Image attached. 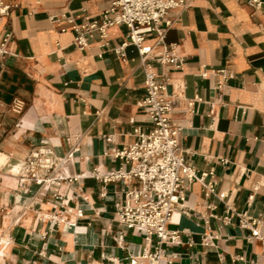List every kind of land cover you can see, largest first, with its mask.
I'll list each match as a JSON object with an SVG mask.
<instances>
[{"label": "crops", "instance_id": "crops-1", "mask_svg": "<svg viewBox=\"0 0 264 264\" xmlns=\"http://www.w3.org/2000/svg\"><path fill=\"white\" fill-rule=\"evenodd\" d=\"M113 1L0 0L10 6L0 15V45L11 32L0 55V264H129L156 247L159 264H262L261 241L236 214L264 222V0L260 9L250 0H186L144 44L154 54L177 45L180 69L159 58L150 65L169 79L181 156L216 183L209 195L199 182L188 185L168 226L180 243L162 245L119 221L128 186L92 177L128 171L115 151L135 142V127H152L138 48L127 47L125 59L111 51L129 29L110 30V50L91 41L81 51L67 22L99 19ZM40 149L52 151L48 176L60 182L21 177Z\"/></svg>", "mask_w": 264, "mask_h": 264}, {"label": "built area", "instance_id": "built-area-1", "mask_svg": "<svg viewBox=\"0 0 264 264\" xmlns=\"http://www.w3.org/2000/svg\"><path fill=\"white\" fill-rule=\"evenodd\" d=\"M249 5L260 9L263 1L250 0ZM187 7L186 0H114L112 6L96 20L87 16L67 18L63 15L75 34V46L81 51L87 49L91 41H96L103 51L110 50V30L121 25L129 29V34L120 46L111 51L125 59L127 47L134 45L138 48L146 77L142 106L152 120V127L148 131L135 127V142L115 151V159L122 165L130 166L128 171L120 168L102 174L95 170L92 177L105 183L123 182L128 186L126 199L118 207L119 221L144 231L150 243L155 237L159 238L160 245L180 243L179 233L170 231L168 226L175 213L184 207L188 185L201 183L207 195L213 193L216 186L215 182L206 183V178L212 173L200 174L193 166L186 164L181 156L183 126L173 120V100L168 95L169 79L157 75L150 65V61L159 58L161 63L180 69L183 59L176 53L177 45H164V50L156 54L152 47L144 46L150 35L160 32V25L169 11ZM9 10L10 6L2 5L0 15H7ZM78 19L81 21L78 22ZM171 25V21H166L167 27ZM61 31L66 32L67 28ZM10 37L11 32H7L0 45V55L5 54L4 48ZM159 43L164 44L163 36L159 38ZM24 107L25 103L16 99L12 110L21 114ZM51 155L50 149L34 152L21 177L38 183L60 182V179L48 176L55 167ZM133 183L138 187L131 188ZM236 215L241 228L250 233L251 239L261 241L264 249V233L260 229L264 222L246 214ZM229 220L226 218V221ZM122 241L123 237H120L119 243ZM163 257L161 247H156L154 252L144 251L138 257H131L129 264H142V259H147L148 264H159Z\"/></svg>", "mask_w": 264, "mask_h": 264}]
</instances>
